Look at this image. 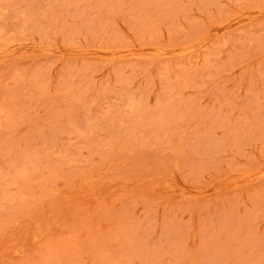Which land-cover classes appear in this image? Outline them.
<instances>
[{
	"label": "rangeland",
	"instance_id": "obj_1",
	"mask_svg": "<svg viewBox=\"0 0 264 264\" xmlns=\"http://www.w3.org/2000/svg\"><path fill=\"white\" fill-rule=\"evenodd\" d=\"M0 264H264V0H0Z\"/></svg>",
	"mask_w": 264,
	"mask_h": 264
}]
</instances>
